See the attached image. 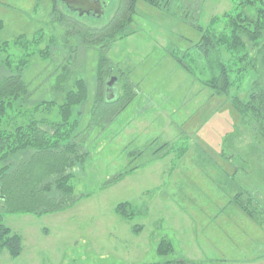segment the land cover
I'll return each mask as SVG.
<instances>
[{
    "label": "rangeland",
    "instance_id": "374dc122",
    "mask_svg": "<svg viewBox=\"0 0 264 264\" xmlns=\"http://www.w3.org/2000/svg\"><path fill=\"white\" fill-rule=\"evenodd\" d=\"M101 1L105 13L97 17L79 16L61 0H0V77L30 58L23 68L29 95L14 113L30 110L40 118L45 102L55 101L53 119L79 78L89 90L73 115L80 118L86 152L70 170L74 203L58 212L4 213L3 222L23 237V252L13 258L4 249L0 264H264V161L258 159H264V137L234 107L235 97L247 100L256 90L255 61L241 83L232 72L225 96L206 84L219 74V62L247 66L258 49L249 42L250 58L233 63L223 47L208 56L197 47L204 34L229 31L224 15L241 0H171L163 9L139 1L133 33L107 50L113 69L135 84L134 99L110 122H98L92 112L99 52L72 38L73 30L68 36L71 23L61 17L102 26L119 0ZM261 6L236 12L256 16ZM18 38L22 43H14ZM7 57L15 64L10 68ZM66 64L71 73L59 90L57 76ZM115 84L114 98L123 92V82ZM122 202L135 209L131 219L116 212ZM164 238L173 244L168 254L158 251Z\"/></svg>",
    "mask_w": 264,
    "mask_h": 264
},
{
    "label": "trees",
    "instance_id": "16d2710c",
    "mask_svg": "<svg viewBox=\"0 0 264 264\" xmlns=\"http://www.w3.org/2000/svg\"><path fill=\"white\" fill-rule=\"evenodd\" d=\"M139 1L163 9L164 2L169 3L171 0H119L114 16L102 26H88L61 14L63 19L71 23L72 28L68 30V36L73 30L72 38H80L81 43L99 52L96 73L98 90L94 98L96 105L92 108V112H98L100 116L98 122L112 121L135 97V84L113 69L107 50L118 39L133 33L130 26L134 21ZM257 2L262 6L258 7L256 16H249L244 10L236 12L239 6L243 8ZM224 16L228 19L229 31L221 34L215 32L204 34L197 47L206 56L223 47L231 54L233 58L231 60L235 63L250 58L249 50H246L250 42L251 47L258 49V57L251 58V61L246 63L247 66L236 69L234 64L231 66L219 62V74L211 77L206 84L213 88L216 94L225 96L233 85L232 72H236L237 80L241 83L249 71L250 63L255 61L252 67L259 72V78L255 83L256 90L251 92L247 100L235 97L234 107L244 118H250L252 128L254 127L255 132L264 137V0H241ZM216 18L211 20V25L217 22ZM20 39L18 38L14 43H22ZM66 45L70 46L68 42ZM243 50L245 51L240 54ZM40 54L47 57L49 51L41 50ZM174 57L184 65L182 58ZM29 59V57L22 58L14 68L10 69L13 72L0 77V200L2 202L0 254L7 249L13 258L19 257L23 252V237L3 222L4 213L44 214L67 209L74 203L75 191L74 174L70 170L77 162L83 163L86 155V152L82 153L80 149L84 143L82 133L78 131L80 118L73 119L75 107L85 103L88 98V84L83 78L76 81L75 89L72 88L67 92L64 103L59 104V116L56 118H49L56 105L55 101L45 102L47 112L40 118L31 117L30 110L24 113L17 112L22 117L21 120L14 113L24 106V98L29 95V86L23 76V68L29 63ZM6 62L8 68L15 65L10 57H7ZM184 67L186 68L185 65ZM61 68L55 86L59 90H62L61 87L68 81L71 73L69 65L66 64ZM114 76L117 77V83L123 82V92L116 98L107 100V82ZM114 103L119 104L118 109L117 106H110ZM40 106L41 103L33 110L39 112ZM79 114L81 115V112ZM44 126H48L50 130ZM17 156L19 158L16 161L12 160ZM262 156L260 154L258 158L261 162L264 161ZM261 173L264 171L262 170ZM254 199L257 198L255 196L248 198L249 201ZM240 203L251 216L254 215L255 211L248 207V202L246 204L240 201ZM259 204L262 205L261 201ZM131 205L130 202L119 203L116 212L131 219L135 215V209ZM134 230L140 231L141 228L134 226ZM172 250V242L162 239L158 247L159 253L168 254Z\"/></svg>",
    "mask_w": 264,
    "mask_h": 264
},
{
    "label": "water",
    "instance_id": "95a60500",
    "mask_svg": "<svg viewBox=\"0 0 264 264\" xmlns=\"http://www.w3.org/2000/svg\"><path fill=\"white\" fill-rule=\"evenodd\" d=\"M73 12H77L79 16L90 15L91 13L101 17L105 13L104 4L101 0H61ZM117 82V77H112L107 82V100L115 97L114 84Z\"/></svg>",
    "mask_w": 264,
    "mask_h": 264
},
{
    "label": "flooded vegetation",
    "instance_id": "af4514ba",
    "mask_svg": "<svg viewBox=\"0 0 264 264\" xmlns=\"http://www.w3.org/2000/svg\"><path fill=\"white\" fill-rule=\"evenodd\" d=\"M104 4V3H103ZM104 8H105V6H104ZM92 14V13H91ZM116 85V84H115ZM115 88H116V86H114Z\"/></svg>",
    "mask_w": 264,
    "mask_h": 264
}]
</instances>
